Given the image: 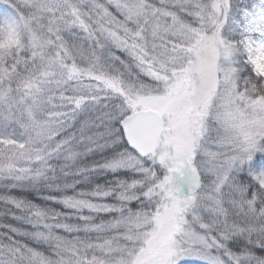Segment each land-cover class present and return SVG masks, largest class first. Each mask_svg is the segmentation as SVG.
I'll list each match as a JSON object with an SVG mask.
<instances>
[{
	"label": "snow or ice",
	"instance_id": "6c2138e0",
	"mask_svg": "<svg viewBox=\"0 0 264 264\" xmlns=\"http://www.w3.org/2000/svg\"><path fill=\"white\" fill-rule=\"evenodd\" d=\"M0 264H264V0H0Z\"/></svg>",
	"mask_w": 264,
	"mask_h": 264
}]
</instances>
